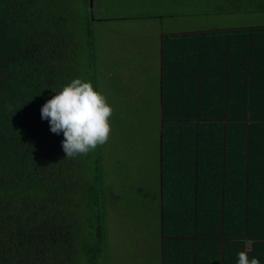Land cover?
I'll return each mask as SVG.
<instances>
[{
  "label": "trees",
  "instance_id": "trees-1",
  "mask_svg": "<svg viewBox=\"0 0 264 264\" xmlns=\"http://www.w3.org/2000/svg\"><path fill=\"white\" fill-rule=\"evenodd\" d=\"M235 1L253 4L256 0ZM88 6L84 0H0V264H99L106 260L101 146L93 154L67 159L61 147L63 134L52 133L40 113L54 91L74 78L90 81L99 91L95 20ZM229 31L245 32L246 55H253L257 34L264 37V27ZM169 39L167 35L162 38L163 78ZM193 61L202 72L209 68L203 56ZM214 62L228 92L235 65L223 58ZM204 82L196 87L198 93L208 89ZM252 91L246 94L249 105L256 103ZM226 102L225 108L208 109L213 120L224 121L225 116V121L208 125L205 131L212 139L201 135L202 128L194 134L198 136L194 153L201 154L208 144L219 145L218 140L232 151L244 149L247 171L237 172L233 180L223 181L207 167L174 174L182 168L173 167L176 152L166 149L167 120L163 123L162 200L158 198L162 264H237V253L245 251L248 239L255 241L245 251L249 259L264 263V253H260L264 200L253 203L251 197L252 171L264 166V155L253 154L264 150V104L240 110L232 107L231 100ZM160 106L163 117H174L177 109L168 108L164 88ZM195 111L189 120L201 122V110ZM179 117L175 118L183 120ZM188 126V132L194 133L196 125ZM179 178L188 197L177 203L174 194L179 191ZM219 193L218 202L214 194Z\"/></svg>",
  "mask_w": 264,
  "mask_h": 264
},
{
  "label": "rangeland",
  "instance_id": "rangeland-1",
  "mask_svg": "<svg viewBox=\"0 0 264 264\" xmlns=\"http://www.w3.org/2000/svg\"><path fill=\"white\" fill-rule=\"evenodd\" d=\"M84 1L95 20L99 92L113 109L100 148L106 260L99 264H162L158 146L168 118L158 101L161 36L264 26V0Z\"/></svg>",
  "mask_w": 264,
  "mask_h": 264
},
{
  "label": "crops",
  "instance_id": "crops-1",
  "mask_svg": "<svg viewBox=\"0 0 264 264\" xmlns=\"http://www.w3.org/2000/svg\"><path fill=\"white\" fill-rule=\"evenodd\" d=\"M258 27L264 26L237 27L221 30L212 29L199 37H175V35L172 34L168 35L170 39L167 42V47H169L170 54L165 57L167 72H164V78L161 57L163 37L161 36L158 101H161L162 89L164 88L165 100L167 99V102L170 103L168 108L174 106V108L177 109L175 114L173 113L174 117L166 121L168 127L165 139L166 149L171 148L170 150L174 149L173 153L176 152L173 154L172 160L177 164H174L173 167H177L176 169L182 168L176 171L174 170V174H177V171L182 173L184 170L192 173L195 168L203 169L207 167L215 172L217 171L223 181H230L233 180L234 174H237V172L247 171L248 153L244 151V149L237 150L239 153H237L236 150L232 151L230 148L228 149L226 144L224 145L222 139H220L223 142L222 145L218 140L219 145L208 144L201 151V154L195 155L194 150L198 136H194V134L200 132L202 128L201 135H205L212 139V135L210 136V134L205 131L206 128L210 123H224L225 116L224 121L213 120L209 110L225 108V103H227L226 99H228V101L231 100L230 104H232V107H238L240 110L243 109V107H262L261 104H264V100H262L264 97V37L258 33L252 43L253 55H246L247 38L245 32L233 34L232 31H229L248 28L254 29ZM227 31H229V33H226ZM228 51H231V53H228ZM195 56H203L205 58L204 64L209 68H205V71L202 72L201 68L196 65V61H193V57ZM214 58L216 60L223 58L225 63L232 62L235 65V69H232L233 72L230 73V87L228 92H226L224 87L225 82L219 76L221 72L217 73L214 69ZM248 61L252 62L249 63L250 66L246 69V66L248 67L249 65H246ZM202 82L208 85V89L198 93L196 87H199L198 85ZM250 88H253L252 97L254 96V100H256L257 104L254 102L249 105V96H246V94L250 92ZM195 109L201 110L200 117L204 118L201 122H199V120L194 122L189 120L196 115ZM176 116H180L179 118L183 120L175 118ZM189 124L196 125L194 133L188 132ZM222 137L226 136L223 135ZM161 149L160 132L158 146L160 166L162 158ZM253 154L257 156L264 155V150L255 151ZM261 161L264 162V160ZM252 173L253 180H255L251 184L253 190L251 197L253 196V203L255 199L258 203L260 199H262V201L264 200V166L256 167ZM178 189L179 191L174 194V199H177V203L182 197H188V192H183L186 187L180 178L178 179ZM157 197L162 200L160 187H158ZM221 197L222 195L220 193L218 195L214 194V199H218V202ZM206 199H211V196H207ZM219 242L220 246L223 245L221 241ZM254 242L255 241L252 239L245 240L244 250L249 251ZM263 246L264 243L260 248V253H264ZM214 250L215 249L210 248L209 251ZM220 255L222 256V253Z\"/></svg>",
  "mask_w": 264,
  "mask_h": 264
},
{
  "label": "clouds",
  "instance_id": "clouds-1",
  "mask_svg": "<svg viewBox=\"0 0 264 264\" xmlns=\"http://www.w3.org/2000/svg\"><path fill=\"white\" fill-rule=\"evenodd\" d=\"M54 93L42 105L41 119L48 121L52 133L63 134L61 147L67 159L86 155L107 143L113 109L90 81L74 78ZM237 256V264H260L255 257L249 259L245 251Z\"/></svg>",
  "mask_w": 264,
  "mask_h": 264
},
{
  "label": "water",
  "instance_id": "water-1",
  "mask_svg": "<svg viewBox=\"0 0 264 264\" xmlns=\"http://www.w3.org/2000/svg\"><path fill=\"white\" fill-rule=\"evenodd\" d=\"M89 11H90V14H91V18L93 19L92 11H91V6H90V8H89Z\"/></svg>",
  "mask_w": 264,
  "mask_h": 264
}]
</instances>
